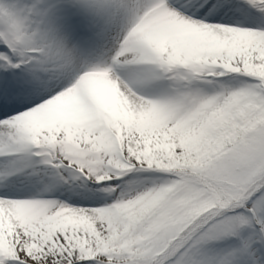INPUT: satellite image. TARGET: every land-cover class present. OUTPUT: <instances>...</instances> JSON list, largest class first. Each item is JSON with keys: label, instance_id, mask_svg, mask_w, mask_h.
I'll return each mask as SVG.
<instances>
[{"label": "snow or ice", "instance_id": "6c2138e0", "mask_svg": "<svg viewBox=\"0 0 264 264\" xmlns=\"http://www.w3.org/2000/svg\"><path fill=\"white\" fill-rule=\"evenodd\" d=\"M0 264H264V0H0Z\"/></svg>", "mask_w": 264, "mask_h": 264}]
</instances>
